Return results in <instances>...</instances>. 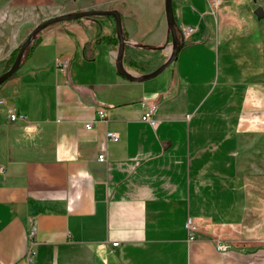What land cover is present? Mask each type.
Returning a JSON list of instances; mask_svg holds the SVG:
<instances>
[{"label": "crops", "instance_id": "0c3cea01", "mask_svg": "<svg viewBox=\"0 0 264 264\" xmlns=\"http://www.w3.org/2000/svg\"><path fill=\"white\" fill-rule=\"evenodd\" d=\"M172 1L179 39L184 28L195 31L148 78L172 53L165 0H0L7 20L20 15L11 26L118 11L121 67L141 78L117 68L110 15L35 35L0 86V264H264V223L254 224L240 173L246 144L264 138L258 20L245 16L246 0ZM6 43L0 76L20 35ZM64 56L65 73L55 66ZM150 103L156 128L141 120ZM9 110L27 120L11 122ZM222 243L229 249L219 251Z\"/></svg>", "mask_w": 264, "mask_h": 264}, {"label": "rangeland", "instance_id": "374dc122", "mask_svg": "<svg viewBox=\"0 0 264 264\" xmlns=\"http://www.w3.org/2000/svg\"><path fill=\"white\" fill-rule=\"evenodd\" d=\"M244 1V0H243ZM245 4L249 13L245 16L255 17L258 20V30L260 49L264 54V16L259 17L256 13L258 8L264 11V0H246ZM20 15L16 12L10 15L12 22H17ZM8 12L0 9V49L1 46H6V40L9 36H13L16 32L20 35L22 45L29 34L35 29L32 26H11L7 24ZM35 37V36H34ZM36 40V39H35ZM32 44V43H31ZM30 44V45H31ZM19 45V46H20ZM29 45V46H30ZM155 50V49H153ZM264 76V72H263ZM243 160L240 165V173L243 181V190L247 193L249 206L255 211L254 224L264 223V138L252 139L246 144V151L242 156ZM257 211L260 212L257 215Z\"/></svg>", "mask_w": 264, "mask_h": 264}, {"label": "water", "instance_id": "95a60500", "mask_svg": "<svg viewBox=\"0 0 264 264\" xmlns=\"http://www.w3.org/2000/svg\"><path fill=\"white\" fill-rule=\"evenodd\" d=\"M165 13H166L167 23L169 24L170 31H171L172 53L169 59L161 67H159L156 71L150 74L148 78H154L158 76L159 74H161L166 68H168L175 61L179 51L185 44V41L183 39H179L178 27H177V24L174 18V13H173V1L172 0H165ZM256 13L259 17L264 16V11L262 8H258ZM90 15H110L116 20V31H117V36L120 42V57L118 59L117 68L119 69L120 73L124 75L127 79L131 81L141 80V78L128 75L121 67L125 41L123 39V34H122V21H121L120 13L116 10H109V11L91 10V11L78 12L73 15L58 16V17L46 20L41 25L35 27V29L32 31L31 34H29L25 42L20 47V50L16 56V59L12 67L7 72H5L4 74L0 76V86L4 84L5 82H7L19 70L21 61L24 58L26 51L32 42V39L43 28L51 24H54V23H59V22L72 20V19H80V18L87 17Z\"/></svg>", "mask_w": 264, "mask_h": 264}, {"label": "built area", "instance_id": "2783aa9c", "mask_svg": "<svg viewBox=\"0 0 264 264\" xmlns=\"http://www.w3.org/2000/svg\"><path fill=\"white\" fill-rule=\"evenodd\" d=\"M220 1L219 0H215L213 2V5H219ZM195 31L194 27H189V28H184L181 31V39H183L184 41H186L188 39V37ZM55 66L59 71H62L63 73L67 72V70L70 67V58L69 57H60L58 59H56L55 61ZM0 103L3 104V100H0ZM157 109V105L155 103H150L148 109L146 110V112L142 115L141 120L143 122L149 123L151 125V127L156 128L158 126V120H156L154 118V114L156 112ZM99 116L103 119L105 117V111L101 110L99 111ZM8 119L11 122H15L19 119L21 120H27V116L23 115V114H19L16 110H9L8 112ZM86 129H91L92 128V122H89L85 125ZM107 140L109 141H114L117 142L119 141V134L115 133V132H107L106 135ZM98 160L99 162H106L107 161V156L105 153H102L98 156ZM0 173L1 174H5L6 173V167L5 166H0ZM186 228L190 234V238L194 239V234L198 231V227L197 225L193 222V220L191 218H188L187 223H186ZM35 234V230L31 233V236H34ZM118 243H114V245H117ZM217 249L219 251H226L229 249V246L226 244H219L217 246ZM34 255L33 249H31L29 251V256L31 258V256ZM29 258V259H30Z\"/></svg>", "mask_w": 264, "mask_h": 264}, {"label": "trees", "instance_id": "16d2710c", "mask_svg": "<svg viewBox=\"0 0 264 264\" xmlns=\"http://www.w3.org/2000/svg\"><path fill=\"white\" fill-rule=\"evenodd\" d=\"M37 41V40H36ZM105 41H107V42H109V41H114V42H117L118 41V39H116V41L115 40H111V39H105ZM35 43V42H34ZM34 43L33 44H31L29 47H28V49H27V51H26V54H28V52H29V50L33 47V45H34ZM22 45H20L16 50H14L13 52H12V54L10 55V58H9V61H8V64H7V66H6V69H5V72H7L11 67H12V65H13V63H14V61H15V59H16V56H17V54H18V52H19V50H20V47H21ZM4 72V73H5ZM12 78V77H11Z\"/></svg>", "mask_w": 264, "mask_h": 264}]
</instances>
